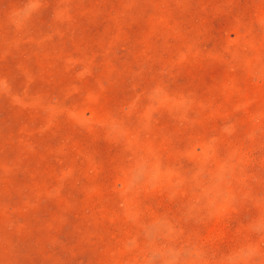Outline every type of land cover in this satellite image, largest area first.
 I'll list each match as a JSON object with an SVG mask.
<instances>
[{
  "label": "rangeland",
  "instance_id": "1",
  "mask_svg": "<svg viewBox=\"0 0 264 264\" xmlns=\"http://www.w3.org/2000/svg\"><path fill=\"white\" fill-rule=\"evenodd\" d=\"M0 264H264V0H0Z\"/></svg>",
  "mask_w": 264,
  "mask_h": 264
}]
</instances>
